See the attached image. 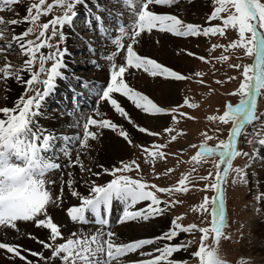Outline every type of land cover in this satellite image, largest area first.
<instances>
[{
	"label": "snow or ice",
	"instance_id": "1",
	"mask_svg": "<svg viewBox=\"0 0 264 264\" xmlns=\"http://www.w3.org/2000/svg\"><path fill=\"white\" fill-rule=\"evenodd\" d=\"M19 0H3L5 5L18 3ZM84 0H52L46 4L45 0H38L32 3L26 10L22 19L5 20L0 16V37L5 35L4 27L7 25L17 26L28 22V27L20 33L12 36L11 41H4L0 44V54L7 55L14 51L13 44L18 47L24 60L21 66L14 67L11 62H5L0 68V80L5 82L12 79L14 82L24 85V94L20 95L12 107H0V228L15 230L18 232L17 222H32L35 226L49 230L47 242L40 240L31 233L27 235L36 239L44 249H51V256L45 258L43 252H35L23 248L22 245L10 242H0V250L13 257L24 261V264H35L29 260L24 252H30L34 257L49 264L52 259H59L61 264H186V261L172 259L173 254L179 251H187L192 241H179L180 233L191 234L198 231V248L191 252V257L196 259L197 264H228L222 259L218 244L224 236L226 226V194L225 185L229 174L235 173L233 182L237 178L245 180V168L252 163L253 157H259L258 150H253V155L238 147V138L247 137L244 132L246 124L253 121L262 120L264 114L257 115V97L264 90V0H213V7L207 15V21L219 20L220 23H208L205 26L196 23L185 22L177 14L169 12H158L152 6H173L178 5L179 0H115L122 8L129 11L128 22L125 23L123 13L119 11H109V15L116 19L118 34L112 38L108 35L109 29L103 26V20L99 16L90 13L92 18L97 20L98 30L102 36H107L114 45V50L103 58L109 62L110 79L105 85L96 87L95 81H85L75 74L65 75L68 69L64 62L67 48H61V43L65 40L62 31L65 25H70L75 16L74 5L83 3ZM63 8L62 15H53L51 19L42 24L37 23L41 14L47 15L53 12L54 5ZM97 10L101 8L97 4ZM51 26V27H50ZM57 26H60L59 28ZM157 30L166 32L177 37H224L226 30H234L237 37L225 44H212L210 47L221 48L225 51H240L245 57H251L253 62L241 65L232 64L235 69L242 68V79L228 95H239V102L233 104L227 102L222 112L211 114L207 117L209 121H215L224 125H229L228 137L218 139L214 145H209L208 141L214 139L205 131L203 139L198 145V149L190 157V160L197 166L205 163L209 157H218L214 160L215 171H208L206 175H200L196 179L205 181L203 189H211L214 194L209 197L205 192L202 201L198 205H193L192 210L203 213V219L210 216V223L200 226L196 223L184 224L181 221L186 213H180L170 221L168 229L161 236L151 238H139L127 242H118L116 233L110 229V210L113 202H119L122 206L121 214L117 219L118 224H125L129 221L148 222L150 219L163 216L171 208L182 203L174 198L175 193H188L189 188H198L199 185L190 181L189 175L184 173L179 180L170 186H159L149 179L140 176L133 178L127 174L136 170L141 171V165L136 159H120L114 166L104 167L98 165L101 171L91 172L86 168L81 159V152L87 155L90 148L89 139L93 140L97 132L90 131V126L98 129H111L118 133V136L131 148H141L144 158L148 163L154 164L157 159H163L165 144L152 141L149 146L135 144L129 131L122 124L113 122L107 118L96 119L92 115L87 116L83 122V134H76L75 139L67 135L58 134L54 129H48L41 125L39 120L44 116V104L46 98L55 94L57 80L63 79L65 82L79 80L90 94H94L98 101L108 103L114 112L122 117L129 125L139 133L149 137H159L160 132L150 131L148 127L137 124L116 94L127 99L134 107L148 114L152 119L160 118L170 114L171 124L164 126L162 131L168 135L170 141L177 140L175 125L179 117L189 116L187 113L179 111L183 105L189 108H196V103H190L188 97H184L183 105L177 104L172 107H163L157 104L143 91L131 86L125 79L126 74L134 75L136 70H142L150 77L159 78L167 82H179L190 78V75L176 70L172 66L159 62L157 59L147 55L139 54L134 45L139 44L142 34L148 35ZM50 31V35H46ZM36 33L35 39H30L29 35ZM58 36L54 47L50 40ZM127 37L129 42L126 47L123 43ZM159 43V41H156ZM50 51L45 54L42 48ZM92 54L95 49H91ZM181 50H178V54ZM188 56L195 57L196 53L183 50ZM120 55L122 62L117 64L116 57ZM201 61H206L205 56H198ZM220 61H227V55L217 57ZM51 61L50 66H46ZM93 66H97L96 61H90ZM27 73L25 79L23 74ZM204 73L197 71L195 76L201 77ZM235 77H227L231 81ZM201 84L203 80L199 81ZM216 83H221L219 80ZM39 84L41 87H36ZM69 89L74 96L77 93L71 84ZM5 91H10L5 88ZM78 105H74L71 110L74 114ZM69 110L65 109V113ZM93 112L99 115L98 110L93 108ZM77 126H81L79 120ZM220 131L219 128L216 129ZM59 142V147L57 146ZM253 143L252 139L247 140ZM259 145L264 146V138L259 139ZM76 147L75 159H72L70 148ZM190 147H197L190 145ZM184 151V149H181ZM63 156L69 167L76 166L80 172H89L97 177L102 173H110L112 179L103 184H97L92 180L84 181L88 186V195H81L74 189L72 174L68 173L66 183L70 194L79 199V203L66 208V214L75 225H87L94 223L99 227L92 232L81 227L69 234L63 242L57 243V238H63L62 227L53 222L50 209L60 208L63 203V184L58 195L53 196L50 185L51 179L46 178L50 172L61 169V164L57 161ZM248 157V164L245 168L239 166L233 168V160L236 157ZM167 173L173 171L166 169ZM195 171V169H193ZM152 173L159 178L161 173L152 168ZM212 181L209 183V178ZM48 185V186H46ZM159 194H166L168 198H163ZM144 202V207H135ZM212 243H207L209 237ZM226 238V237H225ZM166 241L161 247L153 248L151 252L141 251L144 246L153 245L158 240ZM156 253L153 255L152 253ZM129 254L147 255L148 259L136 261H126L124 257Z\"/></svg>",
	"mask_w": 264,
	"mask_h": 264
},
{
	"label": "bare ground",
	"instance_id": "2",
	"mask_svg": "<svg viewBox=\"0 0 264 264\" xmlns=\"http://www.w3.org/2000/svg\"><path fill=\"white\" fill-rule=\"evenodd\" d=\"M104 3L109 4H107L108 6L106 7ZM97 4L101 8L100 11L97 10ZM195 4H197V2ZM152 7L153 10L158 12L171 13L173 10L169 6ZM3 8L7 10L11 8H17L19 13L24 12V14H26L24 11V5L21 4L20 1L15 4L5 5L3 0H0V9ZM109 11L122 12L124 22H128L129 11L122 8L120 4L115 2V0H84L83 3H77L74 5V12L82 13L85 17V20L84 17L79 16L82 20H84V23H79L74 27L72 25H65L62 29L65 34V40L61 43L60 47L67 48V53L63 58L64 62L68 66L65 75L70 76L71 74H75V76L81 77L85 81H95L96 87L105 85L108 82L110 79L109 62L103 57L114 50V45L111 40L107 38V36H102L100 31L95 32L96 29L91 31L89 25L92 26V23L94 22L93 25L95 24V27L98 28L97 20L92 18L90 13L99 16L103 20V26L110 30L108 35L114 38L118 34V31L116 30L117 22L115 18L109 15ZM173 13L174 12H172V14ZM0 16L4 17L5 20L22 19L21 17L11 18L10 15L5 16L0 14ZM85 21L88 22V26L85 25ZM95 27L93 26V28ZM26 28L27 24L25 22L24 24L17 26L7 25L4 27V31L6 32V30H8L14 35L16 33H20ZM58 38L59 37L56 36L51 39L56 42ZM11 39L9 38L10 41ZM1 41L4 42L6 40L4 37H0V43ZM156 41H159V43ZM128 42V38L125 37L123 40L125 47ZM85 43H87L88 46H82ZM181 44L182 40L179 39V37L166 32L153 30L151 34H142L139 44L134 45V48L141 55L150 56L151 58L157 59L161 63H165L168 66H172L179 70V68H186L187 61L189 60V56L183 53ZM90 48L95 49L94 54H92ZM46 49V47L43 48V52L45 54H47ZM178 50H181L179 54ZM1 55L2 54H0V57ZM4 60L9 62L7 56H4ZM93 60L96 61L98 67L93 66V64L90 63V61ZM115 62L117 64L122 62L120 55H117ZM140 73L141 75H144V79L149 77V81L139 84L135 83L137 81V76L141 77L139 75ZM23 76L25 79L28 78L27 73H24ZM125 79L131 86L137 90L143 91L160 106V103L169 104L168 102H175L179 94V82H167L162 81L159 78L154 79L147 73H143L142 70H136L134 75L126 74ZM1 84L2 90L0 91V107H12L16 99L20 95L24 94L25 86L14 82L12 79H8L6 82L1 80ZM69 84H71L72 88H74L77 93H81V95H76V97L84 102V104L86 102H91L92 108L85 106L83 110L81 108L82 111L80 113L75 110L73 114L71 111L73 109L71 99L74 94L73 91L69 89ZM6 86L10 89V91H5ZM36 87L41 86L37 84ZM116 98H118L122 106L126 108L132 119L143 127H148L151 130L162 129L168 120L167 115L152 119L148 116V114H144L141 110L136 109L134 105L127 101L126 98L119 96V94H116ZM61 105L64 107H61ZM93 108L98 110L99 115L93 112ZM65 109H68L69 112L65 113ZM89 115H92L93 118L96 119L107 118L115 123L122 124L125 129L129 131L131 137L133 138V142L135 140H144L147 138L146 134L139 133L137 130L132 128V126L127 123V121H125L122 117H119V115L114 112L108 103L104 101H98L94 94H90L84 87H82L79 80L70 79L67 82H65L63 79L57 80L55 94L46 98L44 104V116L43 118H40L39 122L48 129H54L58 134L67 135L75 139L76 134H80L82 136V124ZM0 118H3V114H0ZM77 120H79L81 126H77ZM89 130L97 132V136L94 140L92 138L89 139L90 148L93 147V150L91 152L87 150V155H85L82 151L81 159L84 161L85 167L90 168L92 173L101 171L98 165L111 167L114 166L118 160H125L129 157V155H131L130 152L132 148L118 136V133L113 132L111 129H98L96 126H90ZM239 145L240 143L238 138V147ZM57 146L59 147V142ZM70 151L72 153V159H75L76 147L72 146ZM88 153L90 154L88 155ZM258 154L261 158H257V160H259L258 164L252 168L256 174L254 176L255 178L253 176L250 177V181L253 182L255 179V181L258 182L256 187L260 191V212L262 213V217L255 218L253 223L257 238L251 241V245L254 251H262V255L264 256V247H262L264 246V146H259ZM57 162L60 163L62 167L58 171L47 174L46 178L51 179L53 184L46 186L50 187L53 196H56L60 193L63 184L64 194L61 207L49 210L53 217V222L63 225L61 229L63 232V238H58L60 243L63 242V239L67 238L69 234L77 228L83 227L89 232H92L99 227L94 223L87 225H75L67 216L65 211L66 208L76 205L80 202L77 197H74L70 194V190L68 189L66 183H64V181H66L68 178V173L72 174L74 189L81 195L85 196L88 193V186L84 183V181L92 180L98 184L100 182L106 181L109 178V175L102 173L101 176L97 177L95 175H91L87 171L81 173L78 167H69L66 159L63 156H61ZM144 206L145 203L141 202L135 207ZM121 211L122 206L119 204V202L114 201L109 215L112 224L110 229H105L114 231L116 233L118 242H127L133 239L161 236V234L165 232L170 226L169 219L163 216L152 218L148 222L129 221L125 224H118L117 219L121 214ZM17 227L18 232L11 229L0 228V242L19 244L25 249L35 252H43L45 258H49L51 256V249H44L36 239H33L27 235L28 233H31L38 239L45 240L47 242L49 230L37 227L32 222H17ZM164 243H166V241L163 239L158 240L153 245L144 246L141 251L144 253L151 252L153 248L161 247ZM31 251L24 252L22 254L26 255L29 260H33L35 264H45L43 260L32 256ZM180 253H182V251L173 254L172 259L179 260V258L176 256ZM152 254L155 255L156 253L153 252ZM148 258L150 257L147 255L141 256L139 254H129L124 257V260L136 261L139 259ZM0 264H24V261H21L19 258L13 257L11 254L6 253L5 250H0ZM49 264H61V261L59 259H52L49 261ZM262 264H264V259Z\"/></svg>",
	"mask_w": 264,
	"mask_h": 264
},
{
	"label": "rangeland",
	"instance_id": "3",
	"mask_svg": "<svg viewBox=\"0 0 264 264\" xmlns=\"http://www.w3.org/2000/svg\"><path fill=\"white\" fill-rule=\"evenodd\" d=\"M19 1L24 5L25 13L27 8L32 3L38 2V0ZM45 2L46 4L52 3V0H45ZM196 2L197 4H195ZM104 4L107 7V4L109 3ZM169 7L173 9V14L179 15L180 18L185 22L196 23L202 26H205L208 23H220L219 20L212 22L207 21V15L210 14V11L213 7V0H179L178 5ZM4 9L5 8L0 9V14L5 16L10 15L11 18H23L25 15L24 12L19 13L17 8H11L9 10ZM62 14V6L58 4L54 5L53 12L48 13L47 15L41 14L37 23L42 24L51 19L53 15ZM79 16L84 17L82 13H75L70 25L74 27L79 23H84L85 17L84 20H82ZM93 23L92 26H90L88 22L85 21V25H89L91 31L96 29L95 32H97L98 28H96L95 24L93 25ZM26 24L28 27V22H26ZM93 26L95 28H93ZM57 27L59 28L60 26ZM46 35H50V31L47 32ZM237 35L238 33H236L234 30H226L224 37L219 36V34L207 38L203 36L187 38L179 37V39L182 40V51L187 50L194 52L197 54V56H189L186 68L183 67L181 69L179 68V70L176 69L182 73L190 75V78L184 81H179L180 89L175 102H168L169 104H160L163 107H172L176 106L177 104L183 105L184 97H188L190 103H196L198 106L196 108H189L187 105H183L179 111L187 113L189 116L194 117L195 119H189L187 117L178 118V123L175 125L176 132L174 133L179 134L177 135L176 141H170L168 139V135L163 133V128L158 130L150 129V131L160 132L161 135L159 137H149L146 135V139L134 141L135 144H140L143 146H149L152 141L165 144L166 146L162 150L166 155L163 159H157L154 164L148 163L144 158V153L142 152L141 148H132L130 152L131 155L125 159H136L141 165L140 172L133 170L132 172L127 173L133 176V178L140 176L144 179L151 180V182H154L159 186H170L176 183L182 174L187 173L189 175L190 181L199 185V187L195 189L190 187L188 193L174 194V198L181 200L182 203L177 204L175 207L171 208L168 213L163 215V217L168 218L169 221H171L172 218L179 215L180 213H186L185 217L181 221L185 225L188 223H196L200 226H205L206 224L210 223V216L207 220H204L203 213L193 211L192 206L198 205L202 201L205 192L209 197L214 194L213 190L211 189H203L205 181H199L196 178L200 175H206L208 171H213L214 173V160L218 159V157H209L205 163H202L199 166L195 165L190 160V157L197 151L198 145L203 139L202 134L205 131H207L210 136L214 137V139L208 141L209 145H214L218 139H226L228 137V129L231 122H229V125H224L219 122L209 121L207 117L211 114H218L219 112H222L227 102H231L233 104L239 102L240 97L238 94L228 95V93L232 92V90L238 87L240 80L243 78L242 68L235 69L230 67V65L236 63H240L241 65L250 64L253 62V60L251 57H245L240 51H225L221 48L213 49L210 46L212 44L226 45L232 39L236 38ZM12 36V32L6 30L3 37L6 41H10L9 38L11 39ZM29 38L35 39L36 33L29 35ZM2 43L3 42L1 41L0 44ZM50 43L54 45L51 51L55 52L56 42L51 39ZM82 46L88 45L85 43ZM13 48L15 49L14 51L8 53L7 55H1L0 68L3 67L5 62H7L4 60V56H7V59L13 66L19 67L22 65L25 57L21 55L20 50L18 47H16V45L13 44ZM41 51H43V48ZM49 51L50 50L47 48L46 52L48 53ZM183 53L185 52L183 51ZM201 55L206 57V61H201L198 59V56ZM221 55H227L229 59L227 61L218 60L217 57ZM51 63V61H48L46 66H50ZM197 71L203 72L204 75L201 77L195 76V72ZM139 75L141 77L137 76V81L135 82L137 84L145 83L146 81H149L148 79H150L149 77L144 79V75H141V73ZM227 77H235V79L229 81L227 80ZM200 80H203L204 83L201 84L199 82ZM217 80H219L221 83H216ZM1 90L2 84L0 80V91ZM256 112L257 115L264 114V90H261V95L258 96ZM167 117L168 120L164 126H169L171 124L170 114H167ZM217 128L220 129L219 132L216 131ZM244 132L248 133L249 135L247 137L239 138V148L248 152L249 155L252 156L253 150H258L259 146H261L258 143L259 139L264 138V118H262V120L253 121L251 124H246ZM248 139H252L253 143H248ZM190 145H196L197 147H190ZM181 149H184V151H181ZM92 150L93 147L88 149L89 152ZM89 154L90 153H88V155ZM258 161L259 160H257L256 157H253L251 165L245 168V165L248 164V157L240 156L234 158L233 168L237 166L245 168V180L247 182H244L239 178L233 182L235 173L231 172L229 174L227 184L225 185L227 221L224 229V236L221 238L218 244V250L222 259L231 261L234 264H262L264 259L262 251H254L251 245V241L257 238L253 223L255 218L262 217V213L260 212V191L256 187L258 182L255 181V179L253 182L250 181V177H254L256 174L252 168L258 164ZM169 167L173 169L171 173H167L166 171V169ZM152 168H155L156 172L161 173L159 178L153 175ZM193 169H195V171H193ZM107 174L109 175V178L106 181L100 182L98 184H103L113 178L110 173ZM211 181L212 178L210 177L208 182L210 183ZM86 195H88V193ZM158 195L165 199L168 198L166 194L158 193ZM200 235L201 234L198 231H195L191 234L180 233L177 240L183 242L192 241V243L188 247L187 251H182V253L176 256L179 258V260L186 261V264H197L196 259L192 258L190 254L192 251L198 248ZM57 243H59L58 238ZM207 243H212L211 236L209 237Z\"/></svg>",
	"mask_w": 264,
	"mask_h": 264
},
{
	"label": "water",
	"instance_id": "4",
	"mask_svg": "<svg viewBox=\"0 0 264 264\" xmlns=\"http://www.w3.org/2000/svg\"><path fill=\"white\" fill-rule=\"evenodd\" d=\"M227 262H228V264H234L233 262H231V261H228V260H226Z\"/></svg>",
	"mask_w": 264,
	"mask_h": 264
}]
</instances>
